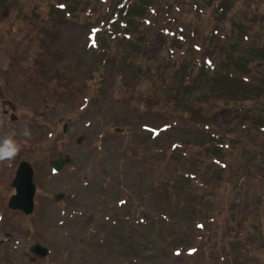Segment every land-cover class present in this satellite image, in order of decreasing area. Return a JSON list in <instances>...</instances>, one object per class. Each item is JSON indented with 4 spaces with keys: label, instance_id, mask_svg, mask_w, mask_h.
Masks as SVG:
<instances>
[{
    "label": "rangeland",
    "instance_id": "rangeland-1",
    "mask_svg": "<svg viewBox=\"0 0 264 264\" xmlns=\"http://www.w3.org/2000/svg\"><path fill=\"white\" fill-rule=\"evenodd\" d=\"M64 1L0 0V141L30 122L40 152L29 217L0 162V264H264V0H152L178 41L158 22L135 43L96 41L104 0Z\"/></svg>",
    "mask_w": 264,
    "mask_h": 264
},
{
    "label": "trees",
    "instance_id": "trees-1",
    "mask_svg": "<svg viewBox=\"0 0 264 264\" xmlns=\"http://www.w3.org/2000/svg\"><path fill=\"white\" fill-rule=\"evenodd\" d=\"M59 5H65L67 2L64 0H57ZM154 2H152V0H141V4H129V11L124 15V13H121V17L124 16L125 20H127L130 25H133V28H136V24L138 19H143L148 17V15L150 14V12H148V7H150ZM29 10V9H27ZM31 11V10H30ZM55 12H61L60 10H55ZM215 34V31L213 32ZM216 35V34H215ZM211 60V65L207 64L205 61V64L203 63L202 65H200L199 63H194L196 65L197 68H199L201 73H204L202 75L205 76V73L207 75H211V76H218L217 74V70H219V68H217V66L220 64L221 59L219 58L218 55H214L212 54V57L210 58ZM183 67H185V65H182ZM233 70L231 68L226 67V73H222L228 80H234L235 79V73L232 72ZM187 73V72H186ZM184 73L182 75V81L185 84V87H189L191 85H193L194 83L191 80V75L190 74H186ZM234 74L231 76V74ZM241 82H243L241 80ZM244 83V82H243ZM204 127V126H203ZM203 133H205V130L203 131ZM222 159V158H221ZM224 161L225 167L228 166V163L226 160L222 159ZM225 170V169H223ZM226 173V172H225Z\"/></svg>",
    "mask_w": 264,
    "mask_h": 264
},
{
    "label": "flooded vegetation",
    "instance_id": "flooded-vegetation-1",
    "mask_svg": "<svg viewBox=\"0 0 264 264\" xmlns=\"http://www.w3.org/2000/svg\"><path fill=\"white\" fill-rule=\"evenodd\" d=\"M11 106V105H10ZM12 109L4 107L1 108L0 106V111H2V118L0 120H2L3 122H9V119H12L13 121H16V117L13 115L14 113L12 112L14 110V107L11 106ZM11 111V112H10ZM16 123V122H14ZM26 125L28 126V129H20L19 127L16 126V131H14L11 136L14 140H16L19 144L20 141L18 138H20L21 142L24 138V136L27 133H31L33 131V127L31 125L30 122H26ZM14 135H16L17 137H15ZM31 142H29V145L27 147H23L15 156L14 158V162L9 166V171L13 174L11 179H10V185L8 184V188L7 189H11L12 190V196L16 194L15 189L13 188V176L15 177V175H17L18 173V168L20 167V163L21 160H27L26 162H29L33 169H37L36 168V163L39 162L40 160V152L39 149L36 146H32L31 147ZM34 170V171H35ZM36 173V172H35ZM7 191V190H6Z\"/></svg>",
    "mask_w": 264,
    "mask_h": 264
},
{
    "label": "clouds",
    "instance_id": "clouds-1",
    "mask_svg": "<svg viewBox=\"0 0 264 264\" xmlns=\"http://www.w3.org/2000/svg\"><path fill=\"white\" fill-rule=\"evenodd\" d=\"M20 151V144L8 136L0 141V162L11 161Z\"/></svg>",
    "mask_w": 264,
    "mask_h": 264
},
{
    "label": "water",
    "instance_id": "water-1",
    "mask_svg": "<svg viewBox=\"0 0 264 264\" xmlns=\"http://www.w3.org/2000/svg\"><path fill=\"white\" fill-rule=\"evenodd\" d=\"M57 165H58V169L62 168V164L60 165V163H58ZM21 174H22V179L17 185L18 196L14 199H22V198L25 199L28 194V188L32 185L33 173L30 170L25 169L21 172Z\"/></svg>",
    "mask_w": 264,
    "mask_h": 264
}]
</instances>
